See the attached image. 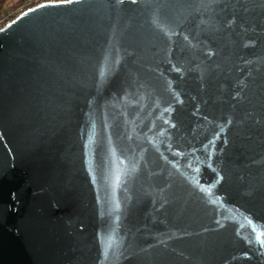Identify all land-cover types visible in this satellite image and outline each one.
Listing matches in <instances>:
<instances>
[{"label":"water","instance_id":"water-1","mask_svg":"<svg viewBox=\"0 0 264 264\" xmlns=\"http://www.w3.org/2000/svg\"><path fill=\"white\" fill-rule=\"evenodd\" d=\"M0 264H264V0L0 28Z\"/></svg>","mask_w":264,"mask_h":264},{"label":"built area","instance_id":"built-area-1","mask_svg":"<svg viewBox=\"0 0 264 264\" xmlns=\"http://www.w3.org/2000/svg\"><path fill=\"white\" fill-rule=\"evenodd\" d=\"M66 0H21L20 3L9 11L0 15V28L14 20L23 11L38 6L45 2H61Z\"/></svg>","mask_w":264,"mask_h":264},{"label":"rangeland","instance_id":"rangeland-1","mask_svg":"<svg viewBox=\"0 0 264 264\" xmlns=\"http://www.w3.org/2000/svg\"><path fill=\"white\" fill-rule=\"evenodd\" d=\"M19 0H0V15L9 11L12 6Z\"/></svg>","mask_w":264,"mask_h":264},{"label":"crops","instance_id":"crops-1","mask_svg":"<svg viewBox=\"0 0 264 264\" xmlns=\"http://www.w3.org/2000/svg\"><path fill=\"white\" fill-rule=\"evenodd\" d=\"M20 1H21V0H19L18 2H16V3L12 6V8L15 7V6H17V5L20 3Z\"/></svg>","mask_w":264,"mask_h":264}]
</instances>
